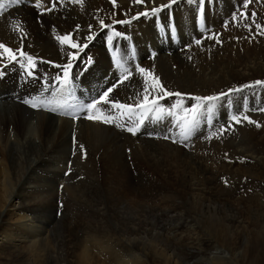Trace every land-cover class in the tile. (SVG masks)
Returning <instances> with one entry per match:
<instances>
[{"label": "bare ground", "instance_id": "bare-ground-1", "mask_svg": "<svg viewBox=\"0 0 264 264\" xmlns=\"http://www.w3.org/2000/svg\"><path fill=\"white\" fill-rule=\"evenodd\" d=\"M198 8H201L202 17L197 14ZM157 17L160 20L158 25L166 37L157 27ZM169 24L170 27L167 26ZM196 24L200 26L198 29ZM173 27L178 30L177 42L168 37V30ZM201 27L202 30H199ZM195 39L204 43L199 46L208 51L202 53L200 49L190 62L194 58L197 64L204 61L208 63L192 71L194 67L190 70L187 64L179 65L178 55L175 54L178 53L176 49L179 43L188 44ZM105 46L112 48L113 52ZM131 46L138 63L132 58ZM152 53L153 59L150 56ZM30 67V72H34L31 78L25 75V69ZM43 77L45 80L41 79ZM0 81H3L0 83V229L1 224L7 223L8 229L14 232L12 235L0 232V241L10 244L19 242L25 247L20 248L29 251L40 264L45 257L43 252L48 253L47 257L50 258L52 247L49 246L47 226L53 217L49 216V220H52H46L49 211L46 207L39 205V208L30 209L25 206V197L30 191L25 185L31 187L37 181H44L56 188L65 185L63 188L69 191L73 189L70 180L75 177V172L71 169L60 172L45 163L47 156L61 154L70 146L73 124L96 133L95 140L104 138L102 143L111 146L112 150H120L121 146H125V149L130 148L135 154H138V150L142 151L143 158L144 155L147 158L144 159L147 162L145 164L154 162L156 166L162 151L174 150L172 139L181 132L178 129L182 125L168 118L154 119L156 121L149 119L144 123L145 117L149 115L147 111L163 107L162 102L170 109L169 105L174 107L181 99L186 107L198 105L199 116L212 117L199 129V117L189 124V134L193 136L190 146L195 149L196 146L210 144L211 140L215 142L212 137L209 141L205 140L203 132L211 124L220 128L221 122L216 121L231 122L229 119H235L237 123L239 121L235 125L241 127L239 130L242 134L246 130L243 128H247L251 121L248 119L260 121V125L264 123V0H76V3L69 0H0ZM43 81L46 83L42 86ZM116 82L119 84L115 86ZM69 99L82 106L83 117L67 119L56 115V106ZM91 101H96L92 110L88 108ZM228 132L233 134L230 135L231 144L236 135H241L235 131ZM143 133L166 137L170 144L165 140L159 142L140 138L136 141ZM92 151L88 150L86 160H83L85 163H90L93 156L100 154H93ZM114 155L110 152V156H107L111 159L108 160L110 163L114 161L112 167L120 163L121 160H118L122 158L121 155ZM27 158L30 164L23 169L22 159ZM126 166L124 169L118 167L121 168L118 175L121 182L126 180L128 185L136 186V183L159 181L144 172L141 174L128 170ZM163 166L157 168L162 175ZM220 175L215 174L214 180L208 185L220 187ZM183 176L180 181H175L180 188L178 191L186 189L190 192L189 181ZM21 179L27 183L18 185ZM257 180L259 182V178ZM193 191H201L196 195L200 199L190 195L198 204L203 199L209 201L214 198L211 189L204 191L197 188ZM54 193L48 189H41L38 194L36 192L41 198L47 195L44 200L49 203L54 199ZM107 196L110 197L109 194ZM164 196L167 198L164 202L168 203L164 210L181 209L177 208L173 196ZM31 211L42 213L46 219L38 221L37 215L33 220L27 215ZM124 230H117L122 239L115 245L92 237L79 250L77 264H91L96 256L108 257V261L113 264H147L142 258L144 256L135 250L140 246L139 241L143 240L140 233L133 232L137 236L134 234L136 238L130 240V236H126L130 233ZM227 232L223 230V240L228 238ZM13 238L16 240L10 241ZM263 245L264 234L260 240L248 244L246 253L251 255L258 252L259 259L256 262L254 260V264L264 263V255L258 251ZM196 254L200 255L192 250L190 256L196 258Z\"/></svg>", "mask_w": 264, "mask_h": 264}, {"label": "rangeland", "instance_id": "rangeland-1", "mask_svg": "<svg viewBox=\"0 0 264 264\" xmlns=\"http://www.w3.org/2000/svg\"><path fill=\"white\" fill-rule=\"evenodd\" d=\"M69 1L76 3V0ZM245 4H247V2H245ZM173 29L175 30V38L178 41V30L174 27ZM29 32L31 33L32 31L29 30ZM162 35L166 37L164 31ZM168 37L170 38V35H168ZM199 45L205 44L196 39L190 41L188 44L179 43L176 49L178 53H174L178 55L176 56L178 57V64H187L186 66L190 68V70L194 67L192 71H196L202 64L208 63V61H204L202 64H197L194 62V58L190 62L191 57H193L197 51L202 50V53L208 51V49L205 50L204 47L201 48ZM131 49L133 53L132 46ZM194 51L196 52L194 53ZM166 53L168 54L169 52ZM150 56L151 59L154 58L153 53ZM135 57L133 53V60ZM136 63H138V61H136ZM20 66L19 69L21 70L22 68H20ZM30 71H32L31 67L30 69H25V75L29 76V78L34 76V72ZM41 79L45 80L44 77ZM39 81L40 79H38V82ZM1 82L3 81H0V83ZM45 83L46 81H43L42 86ZM118 84L119 83L116 82L114 85L116 86ZM163 103L164 102H162L163 107L160 106L156 108V110L154 109L155 112L151 109L147 111L149 115L145 117L144 123L149 119L156 121L154 119L162 120L168 118L171 119L172 122L176 120V122L178 121V123L182 125L178 129L181 132L177 133L172 139V145L175 144L173 147L174 150L172 152L165 150V153H163V151L162 153L160 152V160L159 163L157 162L156 166L154 162V165L149 164L150 166L153 165L151 167L145 164L147 163L145 161L147 158L145 159V155L143 158V154H141L143 153L142 151L138 150V154H135L130 148L125 149V146H121L120 150L118 149L119 151L112 150L111 146L108 147L102 143L105 140L104 138L102 140L99 138L95 140L96 133H93V131L86 127L87 130H89L87 132L85 127L80 128L81 126L75 124L72 125L71 129L70 146H67L65 151L60 152L61 154H53V156L51 155V157L47 156L45 158V163L55 167V170L63 172L65 169H71L76 174L74 173L75 177L70 180L73 187L71 191L63 188L65 185L56 188L52 183L48 184L44 181H37L36 184H32L33 186L31 185V187L30 185H25V187H29L27 190L30 189L26 194L28 198L25 197V206L30 209L33 207L36 209L40 206L43 208L46 207L49 210H47L48 218H44L50 221L52 219L49 220V216L53 217V220L47 226V235L50 239L49 246L52 247L50 258L47 257L48 253L44 254L43 252L42 254L45 255V257L41 260L42 262H40V264H77L80 259L79 250L87 241H90L92 237H96L99 240L102 239L101 241L106 240V243L111 242L112 245H115L120 238L122 239L117 231L121 230V228H124V231L130 233L129 235L126 234L127 237L130 236V240L136 238L134 237L136 233L133 232H139L141 234H139V236L143 240H138L140 246L138 250L137 248H135V250L139 251V253L144 256L142 258L145 259L147 264H254V260L256 262V259H259L257 256L258 252L250 255L246 253V250L248 251L249 249L248 244L260 240L262 234H264V186L261 185L264 184V166H262L264 165V123L261 122V126L259 123L260 121L253 118L248 119L251 120L250 122L248 121L249 127L243 128L246 130L243 131L242 134L239 130L241 127L235 125L238 124L239 121L237 123V120L229 119L231 122L233 120L235 121H233L232 124L230 121H216L219 123L221 122L219 124L220 128L217 129L214 126L218 125L211 124L210 126L212 128L207 127L203 133H205L206 136L205 140L211 139L212 137L217 145L215 142H211V140L210 144H202L200 147L196 146L195 149V147L192 148L190 146L193 136H191V133L189 134V132H191L188 127L189 124H192L199 117L197 125L199 129L201 126H205L208 120H212V117L204 115L199 116L198 114L200 112L197 110L198 105L193 104L192 108L186 107L187 105L184 104L185 102L183 100L181 101V99L179 102L175 103L176 105H174V107L169 105L171 110L173 108L172 111ZM132 108L133 106L129 107V109ZM79 128L85 130L81 131ZM73 129H75V131ZM228 131L239 132L241 135H236L231 144L230 135L233 136V134H230ZM222 132L223 136L221 135ZM140 138L152 139L154 141L165 140L166 143L170 144L166 137H160V135L149 136V134L143 133L139 138L137 137L136 141L141 140ZM189 139L191 142L188 141ZM92 149L93 154H100L96 156L91 154L93 159H90V163H85L87 152ZM95 151L97 153H95ZM110 152L113 153V155L114 153L121 155V157L126 160V162L124 161L125 164L121 158L118 160H121L120 163H115L112 167L114 161L110 163L109 161H111V159L107 157L108 155L110 156ZM101 154L106 156L103 157ZM116 154L114 156H116ZM132 156L135 157L136 160ZM137 157L142 161H139ZM22 161L23 163L21 166L25 169V166L27 167L30 162L28 158L26 160L22 159ZM102 165L106 167L103 168ZM122 165H127L128 167H126L128 170L141 174L144 172L147 176L151 175L152 178L156 177L159 181L157 183H139V185L136 183V186L131 184L128 185V183L125 182L126 180H122L121 182L118 175L121 172L120 169H124ZM161 166L164 167H162V173L165 178L159 173V169H157ZM170 171H172V173ZM219 173L221 174L219 179H222V184H220V187H210L208 182L214 180V175ZM167 176L169 180L166 178ZM182 176L184 178L187 177L186 180L188 179L189 181L190 192H187L186 189L184 191H178L180 188L176 182L183 179ZM258 178L259 182L257 180ZM18 179L17 181H19ZM22 183H27V181L21 179L18 185ZM36 186L38 188H34ZM124 187H126L127 190ZM192 188H200V190L204 191H209V189H211V191H213L211 195L214 196V198L211 197L213 199L209 201L208 199H203L204 201L198 204V202H195L196 199H194V197L201 191L194 192ZM41 189H48L49 192L51 190L55 192L54 199L51 203L44 200L47 195H42V198L37 195L38 191ZM129 189H132L131 193L133 196H131L132 194L129 192ZM122 193H124V195H122ZM108 194L110 196L109 198L107 196ZM125 194H127V196H125ZM167 194L175 198V202L178 204L177 208L181 209L175 211L164 210V207L166 208L168 204L165 203L167 198L164 196ZM190 195L194 197L192 198ZM163 197L165 198L163 199ZM195 198H199V196ZM16 202H19V200H16ZM28 203H30L31 206ZM140 203L143 206H141ZM28 214L33 220L38 216V221L41 220V218L42 221L45 220L42 213L31 211L28 212L27 215ZM6 218L7 217H5V219ZM54 218L57 219L54 220ZM159 225L160 227H157ZM8 226L7 223L1 224L0 232H3L4 235L14 234L13 231L8 229ZM118 226L119 229H117ZM225 229L228 231L227 235L229 234V236L226 240H223V230L225 231ZM14 240L16 239L13 238L10 241ZM20 247H23V245L19 244V242L10 244V242L0 241V264H39L29 251L26 252ZM192 250L199 252L200 255L196 254L197 257L192 258L190 256ZM258 251L264 255V245L259 247ZM77 253L79 254L77 255ZM245 255L249 256L246 257ZM95 256L96 255H94V257ZM108 260V257L102 258L101 256H96V258H93L91 264H102V262L103 264H113Z\"/></svg>", "mask_w": 264, "mask_h": 264}]
</instances>
